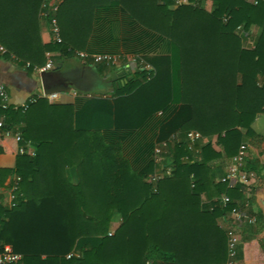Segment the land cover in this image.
Returning a JSON list of instances; mask_svg holds the SVG:
<instances>
[{
  "label": "trees",
  "instance_id": "trees-1",
  "mask_svg": "<svg viewBox=\"0 0 264 264\" xmlns=\"http://www.w3.org/2000/svg\"><path fill=\"white\" fill-rule=\"evenodd\" d=\"M175 1L62 0L56 12L60 41L43 43V0H0V45L5 56L26 64L28 74L44 65L48 52L85 49L97 9L118 7L164 43V53L146 60L151 70L139 67L116 82L111 103L90 102L108 109L107 119L94 121L96 131L81 125L85 116L66 99L35 97L26 109L0 104V182L15 174L20 193L9 209L0 206V250L7 244L20 254L15 264H225L227 238L217 218L240 207L244 192L215 182L211 161L234 156L243 135L255 136L250 124L256 114L264 113V84L258 82L264 76V0H210V11L203 0ZM251 25L262 30L249 49L237 28ZM158 112L163 123L157 140L194 130L216 135L222 152L208 142L200 160L189 162L186 145L174 137L166 141L172 170L154 185L146 182L153 170L152 149L146 148L151 143L134 146L132 159H150L137 169L123 155L121 139ZM14 125L21 141L4 135ZM100 127L113 128L119 140L103 142ZM26 142L34 145V155L19 153ZM74 154L81 159L76 183L52 162ZM222 193L228 203L217 199L210 211L201 209V194L212 199ZM254 202L251 196L249 204ZM115 213L121 223L109 232ZM249 213L257 222L241 225L252 237L243 241L240 263L234 264H247L264 247V238L256 237L264 215L259 208Z\"/></svg>",
  "mask_w": 264,
  "mask_h": 264
},
{
  "label": "crops",
  "instance_id": "crops-1",
  "mask_svg": "<svg viewBox=\"0 0 264 264\" xmlns=\"http://www.w3.org/2000/svg\"><path fill=\"white\" fill-rule=\"evenodd\" d=\"M178 1L181 3L187 2V0ZM247 1L253 2L254 0ZM201 6L210 11L214 5L210 0H203ZM94 13L93 24L85 49L73 50L69 54H63L59 51L46 53V60L48 57L53 60L52 68L46 72L55 71L63 74L67 82L72 83L71 89L68 92L56 93L53 95L45 94L41 81L43 73L38 72V69L43 67L45 63L41 67L34 68V70L28 74L26 71V64H20L19 60L13 55L5 56V49L0 45V83L5 86L7 91L6 106H11L14 109L21 107L30 97L46 98L50 103L55 100L62 101L66 99L71 101L75 110H78L82 116H85V122L81 121V125L90 126V131H96L95 124H97V122L94 121H99V117H106L107 119L108 109L90 106V102L105 100L111 103L115 99L113 91L116 82L124 81L125 78H130L133 72L139 68V65L133 62V59H142L144 63L148 64V62H146L148 58L164 53V43L161 39L156 38L139 25L133 23L131 18L118 7L97 9ZM39 26L43 43L54 41L49 22L44 17L42 9L40 10ZM261 30L262 28L256 25H251L245 31L239 26L237 28V34L241 37L243 47L249 49L253 48ZM80 53H87L89 55L110 53L118 56L119 60L115 64H94L90 59L83 60L79 55ZM258 82L259 84H264V76H259ZM0 104L2 105L1 101ZM81 110H83V113L80 112ZM77 118V120L80 119L78 116ZM162 123L163 116L158 112L149 118L141 128L125 136L124 140L121 139L124 150L123 155L128 158L127 160L129 163L135 168L142 169L150 159H132V152L130 156L128 152L130 153L135 145H143L145 142L149 143V141L152 144H158L170 141L176 137L178 142L186 145V149L188 150L186 161L189 162L200 160V148L208 142L211 143L216 151L222 152V147L216 144V135L202 137L191 146L185 135L178 131L171 133L166 139L157 140ZM14 127L15 131L18 132V125H14ZM250 127L255 136L250 137L243 135L241 146H244L246 152L244 156V168L255 172L258 176L255 191L253 192L254 196L255 193L262 191L264 188V113L256 114ZM65 130L68 131L69 129L66 128ZM242 131L243 133L245 132L244 129ZM98 132L103 142L109 143L119 140V136L113 132V128L107 129L105 127H100ZM24 145L30 153L35 152V147L32 143L26 142ZM165 153L168 155L162 157L161 160L154 159L151 155L153 170L145 177L146 182L154 185L166 170H172L170 166L171 159H169L171 155L167 149ZM79 157V155L74 154L71 158L62 157V159H55L52 160V162L54 164L63 165L64 177L72 183H76L79 179V170L77 166L81 161ZM231 163L232 157H223L211 161L213 180L215 182H218L220 177L227 172ZM15 178V174H9L0 182V206L3 209H9L15 203L16 197L20 194L18 189L15 192L13 190ZM247 197L248 196L243 193V198L239 203L241 204ZM217 199L218 197L216 196L212 199H207L204 194H201V209L210 211L213 207V201ZM251 209L257 211L258 206L255 202L250 205L248 212ZM229 219H231L229 212L226 217L217 218V225L223 229L225 233L229 225ZM120 223L121 217L119 214L115 213L109 222V232H113ZM259 233L256 237L264 238L260 237ZM251 237V235L242 233L241 243L237 248L235 263H240L237 255L241 244L243 241L251 239ZM78 252V249L74 250V253L78 254ZM227 262L228 252L225 264H227ZM242 262L241 260V263ZM247 264H264V247L262 248L259 246L257 256L251 257L250 260L247 261Z\"/></svg>",
  "mask_w": 264,
  "mask_h": 264
},
{
  "label": "built area",
  "instance_id": "built-area-1",
  "mask_svg": "<svg viewBox=\"0 0 264 264\" xmlns=\"http://www.w3.org/2000/svg\"><path fill=\"white\" fill-rule=\"evenodd\" d=\"M62 0H43L42 2V12L44 17L48 20L50 30L53 34L54 41H60L59 32H58V25L56 19V12L58 10V6ZM176 3H179L177 0ZM80 57L83 60L90 59L92 63H105V64H115L118 62V56L110 53H100L96 55H89L87 53H80ZM133 62L137 63L139 67L147 70H151V66L147 63H144L142 59H133ZM53 60L48 57L45 65L38 69V72L43 73L48 71L52 68ZM53 95V94H52ZM51 95V96H52ZM7 99V91L5 86L0 83V101L2 102L3 106H6L5 101ZM35 97H30L24 104H22V108L26 109L28 104L33 102ZM3 125V120L0 119V127ZM4 135L12 136L15 138L16 141H21L22 138L19 132L13 131L11 129H6L4 131ZM185 137L189 141L188 143L190 146L195 142L202 138L199 132L190 130L185 133ZM25 144V143H24ZM24 144L19 146V153H26L29 155H34V152L30 153L27 150ZM167 143L161 142L154 146L153 154L156 157H160L163 152H166ZM245 148L241 146L238 152L232 156V163L229 165L227 172L220 177L219 182L226 183L227 187L234 188V187H241L243 192L246 196H248L241 204L240 207L232 209L229 211L231 222L229 223L228 227L226 228V237H227V252H228V262L227 264H234L237 248L241 243L243 228L241 227L242 224L255 226L257 219L256 216L252 213L248 212L250 207L249 198L253 196L252 188L255 187L258 176L255 172L251 170H246L244 168V156H245ZM170 169L165 171V174H169ZM162 176V175H161ZM17 177L13 183V190L14 192L17 191ZM14 197V196H12ZM219 203L224 206L226 203L230 201V197L224 193L220 194L218 197ZM242 205V206H241ZM110 234V233H109ZM1 244V238H0ZM77 255V253H74ZM71 256V253L67 255V257ZM21 259V255L18 253L13 252L12 248L7 244L1 245L0 250V264L2 263H12L15 264ZM149 264V262H146Z\"/></svg>",
  "mask_w": 264,
  "mask_h": 264
},
{
  "label": "water",
  "instance_id": "water-1",
  "mask_svg": "<svg viewBox=\"0 0 264 264\" xmlns=\"http://www.w3.org/2000/svg\"><path fill=\"white\" fill-rule=\"evenodd\" d=\"M41 81L44 93L47 95L68 92L72 86V83L67 82L63 74L55 71L43 72ZM254 197L256 205L264 215V188L262 191L255 193ZM259 236L264 237V227L259 233Z\"/></svg>",
  "mask_w": 264,
  "mask_h": 264
},
{
  "label": "rangeland",
  "instance_id": "rangeland-1",
  "mask_svg": "<svg viewBox=\"0 0 264 264\" xmlns=\"http://www.w3.org/2000/svg\"><path fill=\"white\" fill-rule=\"evenodd\" d=\"M146 143H147V142H145V147H146ZM147 144H150V141H149V143H147ZM153 144H154V143H153ZM153 144L151 143V145H148V147H146V148H147V150L149 151V149H150L149 146L151 147V149H152V156H153L154 159H160V160H161L162 157H165V156L168 155V154H166L165 152H163L164 154H162L161 157H159V156H158V157L154 156V154H153V149H154V146H155L156 144H154V145H153ZM152 145H153V146H152ZM134 149H135V148H134ZM143 149H144V147H143ZM131 152H133V149H132V151H130V153L128 152L129 156H130ZM131 155H134V153H132ZM147 156H148V155H147ZM140 157H141V156H140ZM140 157H139L138 159H141ZM148 157H149V156H148ZM168 160H169V159H168Z\"/></svg>",
  "mask_w": 264,
  "mask_h": 264
}]
</instances>
